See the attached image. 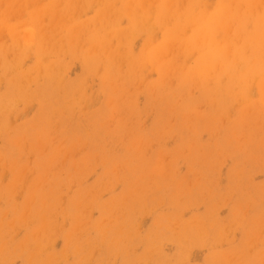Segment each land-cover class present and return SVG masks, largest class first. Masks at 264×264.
Wrapping results in <instances>:
<instances>
[{
  "label": "rangeland",
  "instance_id": "rangeland-1",
  "mask_svg": "<svg viewBox=\"0 0 264 264\" xmlns=\"http://www.w3.org/2000/svg\"><path fill=\"white\" fill-rule=\"evenodd\" d=\"M0 1V264H264V42L227 73L183 47L218 0L145 27L129 0Z\"/></svg>",
  "mask_w": 264,
  "mask_h": 264
},
{
  "label": "bare ground",
  "instance_id": "bare-ground-1",
  "mask_svg": "<svg viewBox=\"0 0 264 264\" xmlns=\"http://www.w3.org/2000/svg\"><path fill=\"white\" fill-rule=\"evenodd\" d=\"M20 1V0H18ZM33 1V0H31ZM36 1V0H35ZM35 1L34 4H35ZM38 1V0H37ZM36 1V3H37ZM55 1V0H54ZM180 0H129L126 4H125V10H126V15L130 18L131 23H133V26H136V24L139 22L141 25H143V27H145L144 25H146V23L150 22L148 20H146V18L149 16V10H150V6H152L155 2H159V5L156 9V12H159V14H156V17L158 19H165L166 17L169 16H173V13H176V6L179 3ZM183 1V0H182ZM22 2V1H21ZM185 2V1H184ZM183 2V3H184ZM2 1H0V5ZM15 3L17 5V0L16 2L14 1L11 5L9 4L8 7L9 9H14L13 7L15 6ZM68 3V2H67ZM75 3V2H74ZM182 3V2H180ZM182 3V6H183ZM20 4V3H19ZM70 4V3H69ZM71 5V4H70ZM84 5V4H83ZM86 5V4H85ZM181 5V4H179ZM179 5L177 7H179ZM19 5H17L18 7ZM21 6V5H20ZM56 6V3H55ZM60 6V5H59ZM65 6V4H64ZM64 6L61 8L62 10H56V8H54V10L52 9L51 12H49V14H45V12L43 11H39L36 12V8L34 11V13L36 12V14H34V16L32 17V20H41V18L43 17L42 13H44L46 16H48V18L52 21V19H54L55 17L60 16V14L64 11V10H68L69 11V7L68 5ZM76 6V5H74ZM180 6V7H182ZM191 6V4H190ZM38 7V6H37ZM45 7V5L43 6ZM58 7V5H57ZM71 7V6H70ZM179 7V9H180ZM217 10L216 12L211 15L208 18H204V16L202 17H198V19L196 20H189L187 22L188 26L191 28L192 32V36L190 38H192V42H183V44L185 43H189V46H183L185 50H189L191 49V46L195 45V39L198 38L199 41L202 42V44L204 45V52L206 53L205 58H212L210 57V55H215L217 57V59L219 58L221 60V63H223V67H225L224 70H227V73H231L232 69L235 68V66H240V64H243L244 66H250L251 62L248 60V58L245 60L242 56L244 55L245 51H250L251 54L254 52H258V50L262 47L259 48L260 45H262V43L264 42V1L262 2L261 0H218V6H217ZM22 8V7H21ZM8 9V8H7ZM40 10V8H38ZM37 9V11H38ZM42 9V8H41ZM44 9V8H43ZM72 9H74L72 7ZM76 9V7H75ZM74 9V10H75ZM182 9V8H181ZM121 10V9H120ZM153 10V9H151ZM8 11V10H7ZM46 11H48L46 9ZM71 11V10H70ZM76 11V10H75ZM115 11V10H114ZM119 11V10H118ZM179 11V10H178ZM13 12V11H12ZM11 12V13H12ZM67 12V11H66ZM116 12V11H115ZM122 12V10H121ZM152 12V11H151ZM15 14V12H13ZM47 13V12H46ZM117 13V12H116ZM124 13V11H123ZM154 13V11H153ZM152 13V14H153ZM66 15L68 14L65 13ZM118 14V13H117ZM152 14H150V16H152ZM62 15V14H61ZM13 16V14H12ZM116 16V15H115ZM175 16V15H174ZM66 17V16H65ZM152 17H150L151 19ZM174 18V17H173ZM172 18V19H173ZM180 18V17H179ZM185 19H188V16H184ZM94 19V18H93ZM106 19V18H105ZM115 19V18H114ZM149 19V20H150ZM169 19V18H168ZM45 20V18H44ZM62 20V17L61 19ZM64 20V19H63ZM108 20V19H106ZM167 20V19H166ZM43 21V19L41 20V22ZM93 21V20H92ZM165 21V20H164ZM98 22L100 23L101 26H105L104 19L102 18L98 20ZM51 23V22H50ZM91 23V22H90ZM89 23V24H90ZM181 23V21H180ZM34 24V23H33ZM53 24V23H52ZM94 24V25H93ZM88 25L89 29L91 26H95L97 23H93ZM168 24V22H167ZM39 26H41L40 24H38ZM47 25V24H46ZM99 25V26H100ZM35 26V25H34ZM37 26V25H36ZM51 26V25H50ZM48 26H46L47 28ZM7 29H9L8 27H6ZM11 28V27H10ZM19 28V27H18ZM42 28V27H41ZM87 28V30H88ZM135 28V27H133ZM43 29V30H42ZM42 29H40V32L43 31V33H47V34H52V28H50L49 32H47V30H44L45 27H43ZM93 29V27H92ZM142 29V28H141ZM162 29V28H161ZM10 30V29H9ZM18 30V29H17ZM17 30L14 31L16 32ZM96 30V29H94ZM143 30V29H142ZM146 30H147V26H146ZM7 31V30H6ZM11 31V30H10ZM9 31V32H10ZM187 31V30H186ZM14 32V33H15ZM18 32V31H17ZM21 32V31H20ZM24 33V32H21ZM27 32V33H26ZM25 34H29L27 37V39H30L32 41L35 40V36L33 35L34 33L32 31H26ZM39 32V31H38ZM88 32H90V30H88ZM126 32V31H125ZM12 33V31H11ZM170 33V32H169ZM178 33L179 35L183 33V28L181 26L178 27ZM70 34H83L80 29L74 33H70ZM89 34V33H88ZM91 38H90V44H91V48L92 50L90 51L88 55V59L90 60L89 62H95L98 63V61L101 59L107 61V59H109V56H112L113 53L112 52V47H108L109 43H110V39L111 37H107L102 39H98L96 40V32L91 31ZM96 34V35H95ZM171 34V33H170ZM186 34V33H185ZM116 35V34H115ZM114 35V37H115ZM41 36L46 39L42 34ZM41 37V38H42ZM113 37V38H114ZM174 36L169 35L168 34V39L167 42H171L174 41ZM116 39V38H114ZM113 39V40H114ZM118 39V38H117ZM119 40V39H118ZM116 42V41H115ZM114 43V42H112ZM46 44L49 46L50 42H46ZM179 45H181V42L179 43ZM200 46V45H199ZM181 47V46H180ZM96 48V49H95ZM166 45L162 46V47H157V51L156 53L154 52V54H159V57H161L160 55H164L166 52ZM182 49V48H181ZM180 49V50H181ZM176 50V49H175ZM262 50V49H261ZM117 51V50H116ZM174 52V51H172ZM178 52V51H177ZM119 54V53H118ZM173 54V53H172ZM189 54V53H188ZM166 56V55H165ZM164 56V57H165ZM120 57V56H119ZM157 62H158V59ZM163 57V58H164ZM242 57V59H240ZM117 58V57H116ZM162 58V57H161ZM162 58V59H163ZM12 60V59H11ZM10 60V61H11ZM15 60V59H14ZM13 60V61H14ZM116 60V59H115ZM160 60V59H159ZM101 62V61H100ZM259 64H262V62H258ZM99 65V64H98ZM241 65V66H243ZM217 66V65H216ZM238 66V67H239ZM240 66V67H241ZM258 66V65H257ZM221 67V66H220ZM9 68V67H8ZM206 69V68H205ZM238 69V68H237ZM41 70H39L38 72H40ZM177 71V70H176ZM9 72V71H8ZM37 72V78H38V73ZM56 72V71H55ZM53 71V69H46L45 70V75L47 77V80L49 81H58L59 78V74L58 72L55 73ZM215 73V72H214ZM172 74V73H171ZM175 74V73H174ZM211 74V73H210ZM178 75V74H177ZM220 75V74H219ZM254 75V74H253ZM5 76V75H4ZM200 76V75H199ZM259 76V75H258ZM248 77V76H247ZM21 77H19V79H21ZM255 78V77H254ZM257 78V77H256ZM62 80V79H61ZM221 80V78H220ZM255 80V79H254ZM12 81V80H11ZM245 81V80H244ZM16 82V81H15ZM23 82V81H22ZM239 82V81H238ZM246 82V81H245ZM21 83V81H20ZM60 84V83H59ZM248 84V83H247ZM9 86V85H8ZM16 87V86H15ZM19 86H17V89L21 90L20 88H18ZM249 88V86H248ZM235 90V88H234ZM250 90V89H249ZM18 92V91H17ZM251 92V91H250ZM22 95V94H21ZM237 95V94H236ZM20 97V96H18ZM242 97V96H241ZM231 98V97H230ZM238 98V97H237ZM234 99V98H233ZM15 100V99H14ZM235 100V99H234ZM11 101V99H10ZM69 101V100H68ZM231 101V100H230ZM8 104V103H7ZM67 105V103H66ZM68 106V105H67ZM2 112V111H1ZM0 112V113H1ZM168 112V111H167ZM170 112V111H169ZM255 112V111H254ZM252 112V113H254ZM249 114V113H248ZM250 115V114H249ZM253 115V114H252ZM251 115V116H252ZM245 116H247L245 114ZM3 129H5L3 127ZM19 142V141H18ZM17 144V143H16ZM239 150V149H238ZM32 202V201H31ZM42 204V203H41ZM28 206V205H27ZM26 206V207H27ZM77 208V207H76ZM28 210V209H27ZM26 210V211H27ZM30 212V211H29ZM26 213V212H23ZM25 217V214H24ZM25 219V218H23ZM44 225V224H43ZM44 227V226H43ZM43 230V229H42ZM34 235V234H33ZM198 236V235H197ZM34 241V247L36 249H39L40 246L39 244H37V240L33 239ZM39 242V241H38ZM5 243V242H4ZM3 243V244H4ZM8 248V247H7ZM22 248V247H21ZM4 250V249H3ZM1 251V250H0ZM9 251V250H8ZM27 254V253H25ZM25 257V256H24ZM32 262V261H31ZM225 262V261H224ZM39 264V263H38Z\"/></svg>",
  "mask_w": 264,
  "mask_h": 264
}]
</instances>
